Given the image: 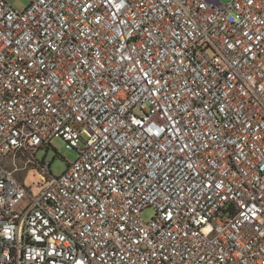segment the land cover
Masks as SVG:
<instances>
[{
  "label": "built area",
  "instance_id": "built-area-1",
  "mask_svg": "<svg viewBox=\"0 0 264 264\" xmlns=\"http://www.w3.org/2000/svg\"><path fill=\"white\" fill-rule=\"evenodd\" d=\"M29 1L0 0V264H264V0Z\"/></svg>",
  "mask_w": 264,
  "mask_h": 264
},
{
  "label": "rangeland",
  "instance_id": "rangeland-1",
  "mask_svg": "<svg viewBox=\"0 0 264 264\" xmlns=\"http://www.w3.org/2000/svg\"><path fill=\"white\" fill-rule=\"evenodd\" d=\"M16 9L24 10L29 5V0H8ZM225 2H230L232 0H222ZM84 138H87V135H84ZM81 145L84 146V141H81ZM36 158L45 163L51 164V171L53 175L60 176L62 175L65 170L68 168L70 162H73L78 156L79 151L73 148H69L67 143L62 138H55L51 142V144L46 147L43 146L39 148L36 153ZM23 163H19L21 165ZM17 176L22 178V174L17 172ZM39 180L38 174L35 172L30 173L28 176L26 183L33 184L37 183ZM155 215V208L148 207L144 209L142 213V217L145 220L151 219Z\"/></svg>",
  "mask_w": 264,
  "mask_h": 264
}]
</instances>
